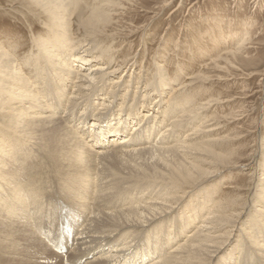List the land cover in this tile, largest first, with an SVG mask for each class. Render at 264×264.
<instances>
[{
  "label": "bare ground",
  "instance_id": "1",
  "mask_svg": "<svg viewBox=\"0 0 264 264\" xmlns=\"http://www.w3.org/2000/svg\"><path fill=\"white\" fill-rule=\"evenodd\" d=\"M26 1L50 35L0 40V264H264V141L231 147L245 136L201 100L212 76L118 62L114 16L133 0ZM246 39L212 56L216 80L264 85Z\"/></svg>",
  "mask_w": 264,
  "mask_h": 264
},
{
  "label": "rangeland",
  "instance_id": "2",
  "mask_svg": "<svg viewBox=\"0 0 264 264\" xmlns=\"http://www.w3.org/2000/svg\"><path fill=\"white\" fill-rule=\"evenodd\" d=\"M22 2L23 0H0V40L3 39V34H8L5 36L11 41L10 37L13 36L21 44L20 52L28 49L31 35H50L49 30L41 24L42 17L28 14L27 9L40 8L26 0ZM131 2L133 5L121 1L128 10H122L114 16L113 30L119 35L109 38L108 41L111 42L114 38L113 50L117 51L116 55H120L117 57L118 62L126 57H137L135 75L140 71L141 65V73L152 75L155 61L166 66L167 75L178 66L182 68L179 74L183 78L188 72L210 74L211 79L201 80V100L207 99L211 102L209 114L216 116L225 125L221 134H230L231 137L245 136L246 139L238 143L235 141L231 147L246 145L247 151H250L259 140L264 141V85L259 80L260 76L247 80L227 76L229 78L225 80H216L218 72L211 69L210 61L213 57L223 55L225 50L236 48L239 42L248 37V45L242 51V55L248 57L252 63L247 68L258 71L264 69V0H169L166 1L167 5H163L164 0ZM98 3L90 0L91 5ZM193 52H200V55L195 56L197 59H192ZM86 70L83 68V71ZM24 73L27 74L25 71ZM37 91L41 92L40 88ZM169 91L170 88H166L162 98L166 99ZM69 92L67 89L61 98V107L57 113L61 114L63 111ZM218 100L219 103H216ZM233 116L244 118L232 120ZM257 123L261 126L259 132L256 130ZM74 128L81 134L78 128ZM157 137L158 134L152 136L151 142ZM130 163L133 165L134 161L131 160ZM246 172L247 174L238 175L237 178L247 185L251 168ZM213 202L212 200L209 206ZM200 220L201 216L195 223Z\"/></svg>",
  "mask_w": 264,
  "mask_h": 264
}]
</instances>
